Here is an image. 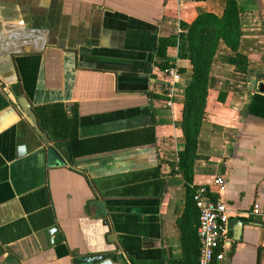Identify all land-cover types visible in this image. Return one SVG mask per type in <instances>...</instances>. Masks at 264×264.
Returning a JSON list of instances; mask_svg holds the SVG:
<instances>
[{
	"label": "crops",
	"instance_id": "0c3cea01",
	"mask_svg": "<svg viewBox=\"0 0 264 264\" xmlns=\"http://www.w3.org/2000/svg\"><path fill=\"white\" fill-rule=\"evenodd\" d=\"M227 1L0 0V264H196L185 96L166 107L157 46ZM234 1L248 64L220 46L189 186L225 181L223 264H264V0ZM20 90L49 144L10 100Z\"/></svg>",
	"mask_w": 264,
	"mask_h": 264
},
{
	"label": "trees",
	"instance_id": "16d2710c",
	"mask_svg": "<svg viewBox=\"0 0 264 264\" xmlns=\"http://www.w3.org/2000/svg\"><path fill=\"white\" fill-rule=\"evenodd\" d=\"M207 1V0H198ZM181 32L167 39H160L157 46L159 61L156 66L160 71L171 68L167 52L169 48L179 47V59L189 60L193 68L192 81L185 92L183 110V132L186 140L185 151L180 157V170L187 182V204L198 211L193 202L194 192L189 185L193 183L195 162L197 156L198 137L203 122L206 120V101L209 90V76L215 61L217 52L224 44L234 55L229 60L232 66L240 73L246 72L248 60L239 53L242 39L241 14L237 3L228 0L224 15L219 18L211 14L199 16L194 23L187 25L182 23ZM198 226V223H197ZM196 264H199V240L196 227Z\"/></svg>",
	"mask_w": 264,
	"mask_h": 264
},
{
	"label": "built area",
	"instance_id": "2783aa9c",
	"mask_svg": "<svg viewBox=\"0 0 264 264\" xmlns=\"http://www.w3.org/2000/svg\"><path fill=\"white\" fill-rule=\"evenodd\" d=\"M164 78L163 95L167 108H172L177 97V86L181 80L175 67L161 71ZM225 186L223 179H217L212 185H204L194 190L193 202L198 211L197 237L199 240V264H223L230 241L229 227L231 216L226 204L220 198ZM255 215H259L255 207Z\"/></svg>",
	"mask_w": 264,
	"mask_h": 264
},
{
	"label": "water",
	"instance_id": "95a60500",
	"mask_svg": "<svg viewBox=\"0 0 264 264\" xmlns=\"http://www.w3.org/2000/svg\"><path fill=\"white\" fill-rule=\"evenodd\" d=\"M7 93L9 94L10 100L12 101L13 105L16 108L23 109L25 111V113H24L25 116L24 117L29 122V124L35 129L36 133L42 138V140L46 144H49L50 142H49L47 136L38 127L37 118L33 114L32 110H31V108L29 106V103L27 102V100L24 97H22L23 96L22 95L23 92L20 90L19 95H21V97H19L18 99H17L16 95H14L13 93L8 92V91H7ZM260 93L264 94V83L260 86ZM100 264H113V262L110 261V260H106V261H104L103 263H100ZM128 264H129V262H128Z\"/></svg>",
	"mask_w": 264,
	"mask_h": 264
},
{
	"label": "rangeland",
	"instance_id": "374dc122",
	"mask_svg": "<svg viewBox=\"0 0 264 264\" xmlns=\"http://www.w3.org/2000/svg\"><path fill=\"white\" fill-rule=\"evenodd\" d=\"M172 48H174V49H176L177 50V52H178V54H177V56H178V58H179V47L177 46V47H172ZM182 60V59H181ZM170 60H168V63H169V65H172V64H170L171 62H169ZM189 61V60H188ZM190 62V61H189ZM230 64V63H229ZM231 65V64H230ZM175 66V65H174ZM176 69H178V71H179V73H180V76H181V80H182V74H184L183 72H185V70L184 69H182V68H176ZM192 71H193V68H192V66H191V63H190V74L192 75ZM238 71H239V69H238ZM181 80H180V82H181ZM191 81H192V78H191ZM191 81L188 83V84H185V86H183V83L181 82H179V84L180 85H178V91H179V93H183L184 92V96H185V92L188 90V88H189V86H190V84H191Z\"/></svg>",
	"mask_w": 264,
	"mask_h": 264
}]
</instances>
